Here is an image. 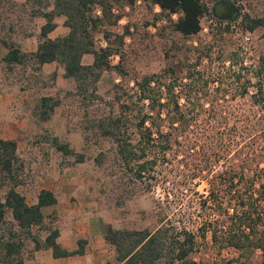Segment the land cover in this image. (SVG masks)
Here are the masks:
<instances>
[{
    "label": "rangeland",
    "instance_id": "obj_1",
    "mask_svg": "<svg viewBox=\"0 0 264 264\" xmlns=\"http://www.w3.org/2000/svg\"><path fill=\"white\" fill-rule=\"evenodd\" d=\"M109 1L113 6L111 16L92 34L95 47L110 43L112 48L119 49V54L109 57L110 64L119 65V69L103 71L99 81L88 87L86 95L92 96L86 99L78 94L74 81L58 77V74L53 76L54 72L60 73L59 69L58 72L52 67L45 72L36 71L30 62L6 65L2 61L6 48L0 43V139H13L17 143L23 165V183L18 189L28 202H33L42 187L52 188L56 194L70 193L69 200L66 199L68 203L59 197L60 203H67L69 210L80 208L83 213L88 212L94 225L96 222L110 224L113 228L153 227L159 204L168 206L171 219H178L180 206L187 217L195 219L200 215L198 197L187 187L179 192V199L172 193L170 179H173L176 167L172 154L163 167L159 162L153 168L151 173L157 182L149 180L151 187L145 189L146 185L134 174L121 168L115 144L101 134L97 123L112 108L119 112V104L128 99L127 95H134V79L172 67L175 83L196 85L194 90L190 85L189 92H183L198 109L193 118L199 119V124L192 126L190 135L206 131V135L219 139L213 154L220 162H211L212 170H218L223 159L235 158L234 153L240 147L244 148L243 153L258 155L257 161L251 163L252 169L257 163L264 167L261 136L264 107L255 101L252 86V83H258L256 70L264 55V28L248 31L242 24L244 14L264 16V0H239L235 4L227 0L233 10H228L230 13L222 17L210 13L214 1L203 0L208 12L201 18V30L189 36L174 31L173 22L178 14L169 15L151 0H138L132 5L119 0ZM21 3L22 0L0 2L4 22L17 21V30L12 35L17 46L26 38L29 29L38 31L41 21L37 18L27 24L20 19ZM96 13L101 15L100 8ZM115 15H119L117 21ZM116 95L120 96V101L115 100ZM41 97H49L50 103H58L46 121L37 115ZM132 100L135 101V97ZM128 132L132 133L134 141L138 139L134 126ZM53 137L68 144L73 153L62 154L52 145ZM208 143L209 147L203 150L210 152L211 142ZM196 148L198 150L192 152L193 158H200L196 155L202 153V146ZM77 155H82L83 160L79 161ZM206 177L207 174L194 178L190 186L199 193H206ZM3 189L0 183V195ZM45 215L46 227L61 225L57 208H47ZM190 225L196 230L198 222ZM33 231L41 238L46 234L45 229L34 227ZM196 234L198 248L194 257L197 264H234L230 262L237 256L234 250H219L212 245L208 234L205 238ZM34 253L33 244L26 241L24 261ZM105 264L115 263L107 261ZM251 264H260L259 252L252 257Z\"/></svg>",
    "mask_w": 264,
    "mask_h": 264
},
{
    "label": "trees",
    "instance_id": "obj_2",
    "mask_svg": "<svg viewBox=\"0 0 264 264\" xmlns=\"http://www.w3.org/2000/svg\"><path fill=\"white\" fill-rule=\"evenodd\" d=\"M119 1L132 5L138 0ZM212 1L210 13L222 17L221 7L229 1ZM230 1L235 4L239 0ZM151 2L169 15L178 14L173 29L184 36L198 33L201 18L208 12L203 0ZM97 8H100L101 15L96 13ZM112 8L109 0H25L20 4V19L27 24L37 18L44 21L38 26V31L29 29L25 33L26 37H36L37 49L34 52L20 51L12 39L17 21L6 23L0 15V43L7 49L2 61L9 66L30 62L36 71H40L45 63L56 62L63 67L64 77L71 78L78 94L86 99L92 96L86 95L88 87L99 81L103 71L119 69V65H111L109 61V57L120 53L119 49L112 48L110 43L95 47L92 34L111 16ZM60 16L64 17L68 32L52 39L48 34L56 27L55 18ZM114 17L117 21L119 15ZM242 24L248 31L264 28V16L244 14ZM84 54L93 55L91 64H82ZM256 71L258 83H252L255 89L253 97L257 104L264 107V55L260 57ZM173 73V68L167 67L158 73L134 79V95H127L128 99L119 104L120 111L115 112L112 108L98 121L97 127L115 144L121 168L134 174L138 181L146 185L145 189L151 187L149 180L157 182L151 173L153 168L159 162L163 167L172 154L176 160L174 176L170 179L172 193L179 199V192L185 187L190 189L191 194L198 197L200 215L195 219L189 218L180 206L178 219L174 220L168 216V206L159 204L153 227L127 229L106 224L104 238L113 247L116 261L123 264H197L194 257L198 248L196 232L202 238L208 234L212 245L219 250H234L237 256L231 259V263L251 264L252 257L259 252L260 264H264V167L257 163L252 169L251 163L257 161L258 155L243 153L244 148L240 147L234 153L235 158L223 159L221 167L212 170L211 162H220L213 154L219 139L206 135V131L190 135L192 126L199 124V119L193 118L198 111L197 104L190 101L187 93H183L189 92L191 83H175ZM195 86L191 85L192 90ZM115 100L120 101V96L116 95ZM49 101V97H41L37 115L42 121L50 118L54 106L58 104ZM132 126L139 136L135 141L132 133L128 132ZM261 136L264 141V129ZM51 141L62 154L73 153L68 144L59 142L57 137ZM208 142H211L210 152L203 150L209 147ZM197 146H202L203 151L196 155L200 158H193L192 152L198 150ZM77 156L79 161L83 160L82 155ZM96 161L100 162L98 158ZM22 172L16 141L0 139V183L4 187L0 195V264L23 263L26 241L33 244L35 251L51 249L55 258L82 254L85 240L78 241L76 250L68 251L57 242L58 228L44 225L42 208L57 202L55 194L49 189H40L36 203L29 204L25 195L17 189L23 183ZM204 174H207V190L202 194L190 184L194 178ZM194 221L198 222L196 230L190 225ZM34 227L45 229V236L41 238L38 232L33 231Z\"/></svg>",
    "mask_w": 264,
    "mask_h": 264
},
{
    "label": "crops",
    "instance_id": "obj_3",
    "mask_svg": "<svg viewBox=\"0 0 264 264\" xmlns=\"http://www.w3.org/2000/svg\"><path fill=\"white\" fill-rule=\"evenodd\" d=\"M24 1L25 0H22V2ZM60 17L55 18L56 27L48 34V36L52 39L62 36L68 32V27L64 25V17H61V20L59 19ZM40 19L41 21L40 23H38V26L44 22L42 18ZM53 33L55 34L53 35ZM37 45L38 41L35 36H27L24 40L19 41L18 48L22 52H34L37 49ZM6 52L7 49L4 55L6 54ZM90 55L92 54L83 55L82 64L88 65L92 63L93 56L90 57ZM51 67L54 71L57 69L56 72H58V69L61 70L60 73L56 74H58V77L60 75L62 76V78H65L63 67L56 62L45 63L44 65H42V69L40 71L45 72L48 69L50 70ZM65 79L72 80L71 78ZM43 188L51 190L57 198V202L55 204L42 208L44 217H46L45 214L47 208H57L58 210V218L62 222L60 226H53L58 228L59 230L57 242L61 245L62 248L68 251H73L78 248L79 240H85L86 243L84 244V252L82 254L55 258L52 254L51 249H39L36 250L29 259L23 261V263L21 264H105L107 261L114 262L115 264H123L116 261L113 247H111L104 238L105 224L100 225L99 223L97 224L95 222V225L98 226L97 228H94L95 225L89 217L90 214L88 212L83 213L80 208L69 210L70 208L67 207V203L71 195L70 193L61 194L60 192H58L59 194H56V192L52 188L42 187L41 189ZM37 194L38 193H36L33 202H27L29 204L36 203ZM59 197H61L65 201L68 198V200L66 201L67 203H60Z\"/></svg>",
    "mask_w": 264,
    "mask_h": 264
},
{
    "label": "flooded vegetation",
    "instance_id": "obj_4",
    "mask_svg": "<svg viewBox=\"0 0 264 264\" xmlns=\"http://www.w3.org/2000/svg\"><path fill=\"white\" fill-rule=\"evenodd\" d=\"M228 10L232 11L233 10L232 9V6H231V4H229L227 2H224L223 6L221 7V13H222V15H227V12L230 13V11H228Z\"/></svg>",
    "mask_w": 264,
    "mask_h": 264
}]
</instances>
